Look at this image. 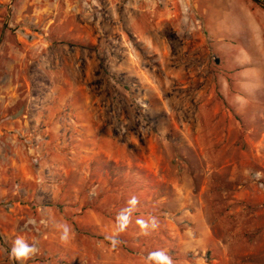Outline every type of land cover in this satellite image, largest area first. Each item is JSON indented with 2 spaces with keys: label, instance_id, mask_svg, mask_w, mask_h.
<instances>
[{
  "label": "rangeland",
  "instance_id": "rangeland-1",
  "mask_svg": "<svg viewBox=\"0 0 264 264\" xmlns=\"http://www.w3.org/2000/svg\"><path fill=\"white\" fill-rule=\"evenodd\" d=\"M157 251L264 264V7L0 0V264Z\"/></svg>",
  "mask_w": 264,
  "mask_h": 264
},
{
  "label": "clouds",
  "instance_id": "clouds-1",
  "mask_svg": "<svg viewBox=\"0 0 264 264\" xmlns=\"http://www.w3.org/2000/svg\"><path fill=\"white\" fill-rule=\"evenodd\" d=\"M138 203L136 197H132L129 201L130 207L123 209L117 217V222L121 231H123L128 223L130 222L131 213L135 208V205ZM137 223L141 226L142 229H147L149 224L153 227L156 225L155 218H151L149 221L138 219ZM67 227H65L63 234L61 235V240H66ZM146 234V233H145ZM39 249L35 244H29L24 238L17 237L13 242L9 256L10 259L17 262L27 261L38 253ZM149 260L155 262V264H172L171 258L164 251H157L150 253Z\"/></svg>",
  "mask_w": 264,
  "mask_h": 264
},
{
  "label": "water",
  "instance_id": "water-1",
  "mask_svg": "<svg viewBox=\"0 0 264 264\" xmlns=\"http://www.w3.org/2000/svg\"><path fill=\"white\" fill-rule=\"evenodd\" d=\"M255 2H257L258 4L262 5L264 7V2H262L261 0H254Z\"/></svg>",
  "mask_w": 264,
  "mask_h": 264
}]
</instances>
